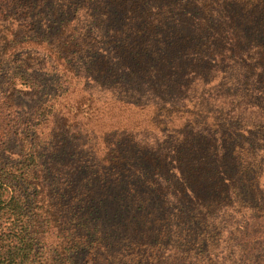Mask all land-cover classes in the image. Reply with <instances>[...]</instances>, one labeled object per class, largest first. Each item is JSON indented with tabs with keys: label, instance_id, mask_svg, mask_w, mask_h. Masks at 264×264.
I'll return each instance as SVG.
<instances>
[{
	"label": "trees",
	"instance_id": "1",
	"mask_svg": "<svg viewBox=\"0 0 264 264\" xmlns=\"http://www.w3.org/2000/svg\"><path fill=\"white\" fill-rule=\"evenodd\" d=\"M45 66L59 92L21 124L19 161L0 163V264H73L117 228L173 264H264V0H0L7 92L35 95L27 73ZM73 82L151 108L160 143L83 157L53 116L41 138Z\"/></svg>",
	"mask_w": 264,
	"mask_h": 264
},
{
	"label": "rangeland",
	"instance_id": "2",
	"mask_svg": "<svg viewBox=\"0 0 264 264\" xmlns=\"http://www.w3.org/2000/svg\"><path fill=\"white\" fill-rule=\"evenodd\" d=\"M10 69L13 70L12 67L0 69V163L2 164L19 161L20 147L16 133L20 131L21 124L29 121L44 101L59 92L58 74L45 66L27 73L28 76L34 78L38 85L35 95L24 94L28 88L21 87L17 82L16 89L18 91L16 92L18 93H14L12 96L6 90V79L11 73ZM93 96L94 99L88 98L82 92L81 85L73 82L67 96H62L64 98H58L49 104L54 105L53 110L47 121L39 125L37 133L41 134V138L48 135L53 127L54 117L58 124L65 127L69 135L75 136L74 142L83 152V157L100 158L105 152L104 147L107 142L120 141L122 146L135 157L138 154H145L147 149L144 147L147 148L148 143L154 141L160 143L158 140L161 137L160 129L157 128L161 125L162 119L155 117L151 108L139 109L123 106L100 95L97 91L93 92ZM172 123L174 126H178L181 124V120L174 119ZM142 141H145V145L141 143ZM135 217L137 219L136 211ZM138 217L144 220L142 225L138 224V227L145 229L150 221L146 217ZM134 227L128 221L120 223L119 226L121 231H125V228L134 229ZM117 229H114L116 232L107 230L103 235H96L94 239H91L93 246L90 249L85 248L73 253L72 263L155 264L158 262L161 264V262H168L167 264H173L172 259H169V249L149 250L143 248V251H140L137 246L133 248L127 242L118 239L115 235V233H119ZM135 229L137 228L135 227ZM135 236H137L136 233ZM51 241V239H47L48 243ZM135 241H138L136 237ZM181 253L182 251L179 252V254Z\"/></svg>",
	"mask_w": 264,
	"mask_h": 264
}]
</instances>
